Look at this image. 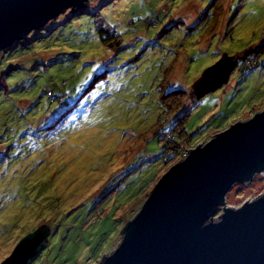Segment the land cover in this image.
<instances>
[{
  "label": "rangeland",
  "instance_id": "obj_1",
  "mask_svg": "<svg viewBox=\"0 0 264 264\" xmlns=\"http://www.w3.org/2000/svg\"><path fill=\"white\" fill-rule=\"evenodd\" d=\"M211 2L89 0L0 51V263L44 220L48 242L29 264H99L170 166L264 109V0ZM98 28L120 46L102 45ZM223 55L237 59L227 83L196 98ZM187 107L190 145L177 137ZM262 193L256 174L225 203Z\"/></svg>",
  "mask_w": 264,
  "mask_h": 264
},
{
  "label": "water",
  "instance_id": "obj_2",
  "mask_svg": "<svg viewBox=\"0 0 264 264\" xmlns=\"http://www.w3.org/2000/svg\"><path fill=\"white\" fill-rule=\"evenodd\" d=\"M89 0H0V51L26 40L66 10ZM237 59L223 55L193 85L199 99L225 85ZM154 184L99 264H264V193L238 208L225 196L235 184L264 177V109L186 151ZM42 223L0 264H29L48 242Z\"/></svg>",
  "mask_w": 264,
  "mask_h": 264
},
{
  "label": "trees",
  "instance_id": "obj_3",
  "mask_svg": "<svg viewBox=\"0 0 264 264\" xmlns=\"http://www.w3.org/2000/svg\"><path fill=\"white\" fill-rule=\"evenodd\" d=\"M217 2H218V0H217ZM216 2V0H212V2H211V5H213V4H215V3H217ZM87 4V3H86ZM86 6V5H85ZM82 10L83 9H81V10H71L72 11V16H76V15H80V14H83V12H82ZM213 12V11H212ZM214 13V12H213ZM212 13V17H213V14ZM98 37H99V39H100V41H101V43H102V45H104V46H106L107 48H109V49H116V48H118L119 46H120V43H121V38H120V36L119 35H117L115 32H113V31H110V30H105V29H102V28H98ZM12 47L13 46H11L10 48H8V49H12ZM263 47V46H262ZM259 50L260 49H256V50H254L253 52H251L252 53V55H257V54H259ZM261 52L263 51V50H260ZM248 53H250V51L248 52ZM245 54V53H244ZM236 58V57H235ZM247 60H249V58H247ZM249 61H247V62H245V65H247L245 68V70H247L248 71V69H250L251 68V66H252V64L254 63L255 65L257 64V63H255V60L253 61V63L251 64V63H248ZM9 72H7V73H3V74H1V76H0V81H2V79H3V76L4 75H7ZM193 91V90H192ZM182 93H184V91L183 90H181V89H179L177 92H174L173 94H171V92H169V93H167V94H163V98L164 97H166L167 98V96H169L170 94L171 95H177V94H179V95H181ZM170 95V96H171ZM179 95L176 97V98H178L179 99ZM169 96V97H170ZM197 98V97H196ZM196 100L197 99H195L194 100V102H196ZM59 102H61L62 103V99L61 98H59ZM194 105H195V103H194ZM193 105V106H194ZM190 109L191 108H189V107H187L185 110H184V112H182V113H180L179 114V116L177 117V119H178V121H179V131L177 132V137H178V139H179V143H180V141L182 140V141H184V143L185 144H187V145H190V144H192V143H190L189 142V139H188V135L186 134V132H185V130H184V128H182V125H183V123L187 120V117L189 116V111H190ZM70 112H71V110H66L64 113H62L61 115H60V117L58 118V120L56 121V123L55 124H53L52 126H50V127H48L49 129L50 128H53L54 126H56L63 118H65L67 115H69L70 114ZM177 121V122H178ZM175 130H176V127H175ZM174 131V128L172 129V131L171 132H173ZM170 132V134H169V137L170 138H172V139H167L166 141H167V143H173L175 146H178V145H180L179 143L178 144H176L175 143V136L174 135H172V133ZM172 155H174V154H172ZM172 155L168 158V160L172 157ZM184 156V155H183ZM167 160V161H168ZM44 222V220H41L39 223H43ZM38 223V224H39ZM35 229V228H34ZM32 231V230H31ZM30 231V232H31ZM27 233H29V232H27ZM27 233H24V234H22L21 236L23 237L24 235H26Z\"/></svg>",
  "mask_w": 264,
  "mask_h": 264
}]
</instances>
